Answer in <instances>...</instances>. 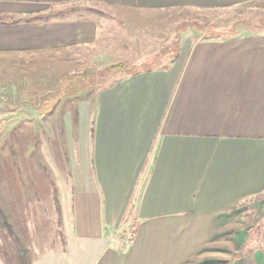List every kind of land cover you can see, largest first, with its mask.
I'll use <instances>...</instances> for the list:
<instances>
[{
	"label": "crops",
	"instance_id": "1",
	"mask_svg": "<svg viewBox=\"0 0 264 264\" xmlns=\"http://www.w3.org/2000/svg\"><path fill=\"white\" fill-rule=\"evenodd\" d=\"M258 1L0 0V59L96 49L100 21L55 13L68 5L161 12ZM161 64L101 88L94 125L90 109L70 116L67 138L77 129L85 150L71 165L66 240L33 264H187L218 219L264 196V33L202 38ZM123 219L136 220L128 241L114 235Z\"/></svg>",
	"mask_w": 264,
	"mask_h": 264
},
{
	"label": "rangeland",
	"instance_id": "2",
	"mask_svg": "<svg viewBox=\"0 0 264 264\" xmlns=\"http://www.w3.org/2000/svg\"><path fill=\"white\" fill-rule=\"evenodd\" d=\"M64 9L55 13L100 21L104 34L96 49L0 59V264H33L65 244L71 165L85 150L77 129L67 138L66 125L70 116L77 121L81 109H90L94 125L93 101L101 88L147 65H169L199 39L264 33V0L228 10L139 12L95 4ZM118 65L124 70L110 71ZM38 116H45L43 123ZM72 150L77 153L70 156ZM135 225V219L121 220L115 237L128 241ZM214 231L210 245L187 264H258L264 196L223 215Z\"/></svg>",
	"mask_w": 264,
	"mask_h": 264
},
{
	"label": "trees",
	"instance_id": "3",
	"mask_svg": "<svg viewBox=\"0 0 264 264\" xmlns=\"http://www.w3.org/2000/svg\"><path fill=\"white\" fill-rule=\"evenodd\" d=\"M123 68V66H115V67H111L110 68V71H118V72H121V71H123L124 70V68Z\"/></svg>",
	"mask_w": 264,
	"mask_h": 264
}]
</instances>
